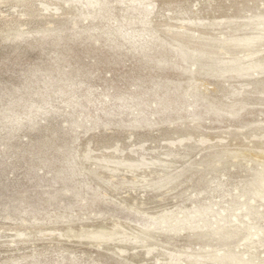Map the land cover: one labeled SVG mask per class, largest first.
Returning <instances> with one entry per match:
<instances>
[{"label": "rangeland", "instance_id": "374dc122", "mask_svg": "<svg viewBox=\"0 0 264 264\" xmlns=\"http://www.w3.org/2000/svg\"><path fill=\"white\" fill-rule=\"evenodd\" d=\"M32 7L0 32V264H264V71L240 53L264 45V0ZM27 11L0 0V30ZM169 34L239 43L242 81Z\"/></svg>", "mask_w": 264, "mask_h": 264}, {"label": "bare ground", "instance_id": "6f19581e", "mask_svg": "<svg viewBox=\"0 0 264 264\" xmlns=\"http://www.w3.org/2000/svg\"><path fill=\"white\" fill-rule=\"evenodd\" d=\"M9 3H14L18 6H20L23 9H28L29 11H27L26 13H24L23 15H25L26 17V21L24 24H20L19 27H14L11 25H6L5 28L1 29L0 32L2 34H11L14 31L18 32L16 30L20 29V27L22 25L24 26H29V25H33L36 21L37 18H39L40 16V11H37L36 9H34L32 7V3L34 2V0H7ZM51 1V0H50ZM87 1H91V0H85V2ZM131 3L136 2L137 0H127ZM68 12V14H73L76 13V7H72L70 6L68 8V10H66ZM66 13V12H65ZM67 15V14H66ZM71 16V15H70ZM16 26V25H15ZM27 26V27H28ZM26 28V27H25ZM29 28V27H28ZM33 28V27H32ZM22 29V28H21ZM20 31V30H19ZM204 33H202L203 35ZM211 34V33H210ZM240 34V32H235L234 35H231V38L235 39L237 37V35ZM244 34V33H242ZM213 36V33L211 34ZM8 36V35H7ZM169 36H172V39L175 40L177 43L180 44V47H184L185 49L196 53L197 55L200 56H211V55H223V59H222V63H223V69L221 71V75H220V80H226V81H233L236 82L237 84H239L242 79L240 77V73H239V57H238V49L241 48V45L239 43L235 44L233 47H228V46H222V47H218L216 46L213 41L212 43H204V42H199L196 39H190L187 36H181V35H176V34H169ZM243 51H240V53H243V56L246 59H250L253 58V56L257 55L256 58H254L252 64H250L248 66V68L250 70H260V71H264V45L261 46L263 48L260 47V45H254V44H249V43H244V45L242 46ZM255 61V62H254ZM252 89V88H251ZM216 101V100H215ZM236 102L232 103L235 104ZM214 105V104H213ZM183 144L180 143V146H182ZM103 153V152H102ZM101 153L100 157H98V159H104L105 156H103V154ZM89 158H85V160H87ZM120 159V158H118ZM116 159H104V162L98 167L103 168V169H107L111 166L112 163H116L115 161ZM118 162V161H117ZM222 159H220V161H217V163H221ZM136 165V161L134 159L131 158H127V159H123L121 161L118 162V166L116 163V169L120 168L121 166H127L129 167V169H134ZM94 177L99 178L101 181L103 182H107L106 179H104L101 175H98L97 173L93 174ZM173 177L170 176L169 174H166L165 177L160 180L159 182H157L151 189V192H158L161 191L162 187L170 184L171 182H173ZM121 187L119 185H114V190L117 191L118 189H120ZM175 192V188H170L166 193H164L165 196H168L170 194H173ZM175 194V193H174ZM236 224H234L235 226ZM228 230H220V232L218 233L219 236H221L219 238V240H230L234 237H236L237 235V231H235V229H229ZM221 234V235H220ZM102 236V234H101ZM101 241L103 243H110L112 241L111 236L109 235V237H100ZM140 240L139 238H137V241ZM100 241V242H101ZM101 244V243H100ZM212 252H201V253H196L194 254V256H190L189 255H184L185 258H188L190 260H194V259H200V258H205V257H214L211 256ZM216 257V256H215ZM221 259H232L233 255L230 251H226L224 255H222L220 257ZM217 259V258H216ZM242 264L244 262H241Z\"/></svg>", "mask_w": 264, "mask_h": 264}]
</instances>
